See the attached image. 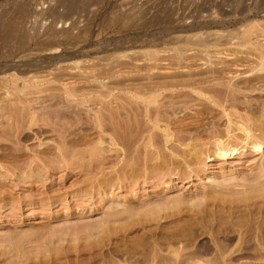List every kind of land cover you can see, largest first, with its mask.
I'll list each match as a JSON object with an SVG mask.
<instances>
[{
  "label": "rangeland",
  "instance_id": "rangeland-1",
  "mask_svg": "<svg viewBox=\"0 0 264 264\" xmlns=\"http://www.w3.org/2000/svg\"><path fill=\"white\" fill-rule=\"evenodd\" d=\"M262 45L264 0H0V116L8 122L0 120V264H264V185H257L264 184V144L254 151L234 139L227 144L240 141L239 153L219 157L208 134L244 133L247 121L264 142ZM234 75V84L254 92L232 96L215 88L217 79ZM32 78L52 88L205 78L211 84L197 88L202 96L184 89L181 98H167L169 92L159 97L158 104L173 99L181 112L177 119L165 112L168 119L159 118L155 133L142 112L139 123L128 118L131 100L95 98L91 107L100 108L105 123L99 129L92 123L94 111L56 90L40 103L56 98L54 110L63 121L49 119L44 109L37 116L41 121L29 128L27 97L10 101L6 88ZM140 81L136 86L148 84ZM223 109L235 115L228 118ZM114 122L123 124L122 132ZM6 126L10 133H3ZM148 126L155 134L151 145ZM179 129L201 137L164 140V133ZM210 155L211 161L205 159ZM253 186L256 191L246 194ZM240 195L257 198L236 203Z\"/></svg>",
  "mask_w": 264,
  "mask_h": 264
},
{
  "label": "bare ground",
  "instance_id": "bare-ground-1",
  "mask_svg": "<svg viewBox=\"0 0 264 264\" xmlns=\"http://www.w3.org/2000/svg\"><path fill=\"white\" fill-rule=\"evenodd\" d=\"M263 46V45H262ZM264 47V46H263ZM257 53V52H256ZM149 54V53H148ZM152 54V53H151ZM263 54V53H262ZM157 57V56H156ZM259 57V56H258ZM263 58H264V56H262V57H260L259 58V60H260V66H259V69H260V71L264 68L263 67V64L264 63H262L264 60H263ZM151 59V58H150ZM222 59V58H221ZM241 59V58H240ZM257 59V58H256ZM156 60V59H155ZM158 60V59H157ZM223 60V59H222ZM257 61V60H256ZM145 62V61H144ZM233 62V61H232ZM236 62V61H235ZM252 62V61H251ZM258 62V61H257ZM146 63V62H145ZM218 63V62H217ZM240 63V62H239ZM142 64V63H141ZM253 64V63H252ZM259 64V63H258ZM76 65V64H75ZM231 65V64H230ZM244 66V65H243ZM258 66V65H257ZM83 67V66H82ZM135 67V66H134ZM218 68V67H217ZM221 68V67H220ZM139 69H140V67H139ZM139 69L137 68V70L135 71V72H137L138 74L137 75H139V77H137V78H140V76L142 75V74H140V73H142V72H140L139 71ZM258 69V68H257ZM256 69V70H257ZM99 70V69H98ZM84 71H86V70H84ZM109 71V70H108ZM142 71V70H141ZM144 71V70H143ZM155 71V70H154ZM204 71V70H203ZM236 71V70H235ZM244 71H246V70H244ZM64 72V71H63ZM88 72V71H87ZM98 72V71H97ZM128 72V71H127ZM140 72V73H139ZM149 72V71H148ZM173 72V71H172ZM181 72V71H180ZM179 72V73H180ZM238 72V71H237ZM240 72V71H239ZM109 73V72H108ZM114 73V72H113ZM130 73H131V70H130ZM151 73H154V72H152L151 71ZM177 73V72H176ZM187 73V72H186ZM231 73H232V71H231ZM254 73V72H253ZM263 73V72H262ZM72 74V73H71ZM98 74V73H97ZM110 74V73H109ZM128 74V73H127ZM136 74V73H135ZM144 74H146V76H147V73L145 72ZM143 74V75H144ZM161 74V73H160ZM171 74V73H170ZM174 74V73H173ZM172 74V75H173ZM188 74V73H187ZM104 75V74H103ZM111 75H113V74H111ZM111 75H110V77H111ZM148 75H151V74H148ZM216 75V74H215ZM214 75V76H215ZM86 76V75H85ZM126 76V75H125ZM136 76V75H135ZM145 76V75H144ZM143 76V77H144ZM146 76H145V78H146ZM152 76V75H151ZM157 76V75H156ZM159 76V75H158ZM165 76H167V75H165ZM164 76V77H165ZM170 76V75H169ZM184 76H185V74H184ZM193 76V75H192ZM205 76V75H204ZM208 76H210V75H208ZM213 76V77H214ZM246 76H248V74L246 75ZM81 77V76H80ZM109 77V76H108ZM114 77V75L112 76V78ZM119 77V76H118ZM143 77H142V79H143ZM175 77H176V75H175ZM228 77V76H227ZM236 76L234 75V77L232 76H230L228 79L227 78H225V79H223V80H214L213 79V81H215V85H216V87H215V85H213L212 84V87H215V88H217V89H220V90H222V89H225V90H227L228 92H231L232 93V96H233V94L234 95H236V94H238V95H240V94H244V92L246 93V92H248V91H253L254 92V90L253 89H249L247 86L246 87H241V86H238L236 83L234 84L233 82L235 81V78ZM257 77V76H256ZM10 78H12V77H10ZM88 78V77H87ZM96 78H98V77H96ZM99 78H100V76H99ZM103 78V77H102ZM107 78V77H106ZM135 78V77H134ZM195 78V77H194ZM260 78V77H259ZM32 79H34V81H31V79H30V81H24V84H23V86H19V85H15L16 83H14L11 87H7L6 88V99H9L10 101H12L14 98H16V97H20L21 98V96H22V98H24V97H27L26 99H28V102H29V104H28V108H24V109H27L26 110V112H27V115L28 114H30L29 116H30V119H29V128H32L31 126L32 125H37L40 121H39V119H38V115H39V111H44V109L45 110H47V112L46 111H44L45 113V115H46V113L48 114V117H50L49 119H54V120H56L57 122L58 121H60V119H61V115L59 114L60 112H58L59 111V109H58V111H56V110H54L55 108V105H56V101H54V100H56V98L54 99V100H52L53 102H51V103H47V100L46 99H48V97L51 95L49 92L50 91H60L61 93H63V95L65 96V98L67 99V100H71L72 102H75V104H77V106H79L81 109L83 108L84 110L86 109V111L87 112H93L94 113V118H93V122L92 123H94V125L96 126V127H98L99 129L101 128H104V126H105V123L103 124V117L101 116V111L100 110H98V109H100V108H98V109H96L95 110V108H96V106L94 107V105H92V107L94 108H92L91 107V102H93V103H96L95 102V98H97V99H99L100 100V102H101V100H106V99H108L109 97L110 98H113L114 96L115 97H117V99H118V101H122V99L121 98H123V100L124 99H127L128 101H132L131 103L132 104H130L128 101H124V102H127L128 103V107L127 106H125L126 108H129V109H127L125 112L127 113L128 112V115L127 116H129L128 118L129 119H131L132 121H133V119L134 118H130L131 116L132 117H135V120H137V118H136V116H138V115H141L142 113H143V115H144V118L146 119V122H144V123H147L146 125H148V124H151L150 126H152V129H154L153 131H155V128H157V125H158V122L160 121L159 120V118L161 117V119H162V117H164V115H166V114H168V113H170L169 115L171 116H173V117H175L176 119H177V115L181 112H178V110H179V108H178V106L177 105H174V104H176V103H174V104H172V102H173V97L174 96H178V97H180V96H183L184 97V95L186 94H183V92H179V91H182V90H184V89H192V90H194L195 92L194 93H197L199 96H202L203 94H202V92H200V90H202V88H201V85L203 86L204 85V83H210V79L208 78V79H204V81H200L199 83H197V81H196V83H195V81L193 82H188L187 81V79H186V81L185 82H183V81H181V82H179V81H175V82H173V81H171V82H167V84L166 83H157V84H152L153 82H149L148 83V81H146L145 80V82L146 83H148V84H145L146 85V87H144V85L142 86L140 83H145L144 81H140V80H138V81H140L138 84H140L139 86H141L140 88H139V86L137 87L136 86V83L138 82H136L135 83V85H134V83L132 84V85H130V83H129V85L131 86H129V85H127V84H119V82H121V81H119L118 83H116V84H119V85H114L113 87L111 86V87H109V86H106L105 84H99V83H97V81L98 80H96V83L97 84H99V85H97L98 87H95V88H89L88 86H78V84H81V83H78L77 84V86H73V82L70 84V86L68 85V84H66V85H64V86H60L59 88H58V85H57V88H55L54 87V85H53V87L54 88H52V87H47L46 86V84L44 85V84H42V83H40V79H37V78H32ZM79 79V78H78ZM81 79H83V77L81 78ZM86 79V78H85ZM110 79V78H109ZM120 79V78H119ZM118 79V80H119ZM122 79V78H121ZM124 79V78H123ZM127 79V78H126ZM133 79V78H132ZM141 79V80H142ZM146 79H150L149 77L148 78H146ZM174 79V78H173ZM192 79V78H191ZM203 79V78H202ZM250 79V78H249ZM255 79V78H254ZM257 79V78H256ZM84 80V79H83ZM104 80V79H103ZM103 80L102 81H100V82H103ZM128 80V79H127ZM136 80V79H135ZM154 80V79H153ZM163 80V79H162ZM165 80V79H164ZM192 80H194V79H192ZM200 80V79H199ZM212 80V79H211ZM234 80V81H233ZM252 80V79H251ZM11 81V80H10ZM13 81V80H12ZM43 81V80H42ZM86 81V80H85ZM105 81V80H104ZM126 81V80H125ZM167 81V80H166ZM206 81V82H205ZM241 81V80H240ZM92 82V81H91ZM99 82V81H98ZM123 82H124V80H123ZM239 82V81H238ZM262 82V81H261ZM44 83V82H43ZM51 83V82H50ZM50 83H49V85H50ZM125 83V82H124ZM126 83H127V81H126ZM150 83H151V85H150ZM207 83L205 84V85H207ZM259 83V82H258ZM263 83V82H262ZM41 84V85H40ZM211 84V83H210ZM245 84V83H244ZM243 84V85H244ZM247 84V83H246ZM63 85V84H62ZM108 85H109V83H108ZM113 85V84H112ZM134 85V86H133ZM148 85V86H147ZM264 85V84H263ZM10 86V85H9ZM207 87H209V86H207ZM260 87V86H259ZM197 88H200V90H197ZM253 88V87H252ZM255 88V87H254ZM1 89V88H0ZM4 89V88H3ZM5 90V89H4ZM206 90H208V89H206ZM210 90H211V88H210ZM215 90V89H214ZM55 91V92H56ZM175 91H177V93H175ZM215 91H217V90H215ZM262 91V90H261ZM47 92H48V94H50L49 96L48 95H46L47 94ZM166 92H169V93H166ZM170 92H172V93H170ZM210 92V91H209ZM208 92V93H209ZM220 92V91H219ZM252 92V93H253ZM5 93V92H4ZM46 93V94H45ZM165 93H166V97L168 98V97H170V95L169 94H172L171 95V97L170 98H173L172 99V102L171 103H167L166 102V104H168L167 106H162V105H165V101H164V104H162L163 103V101H162V99L160 100V101H162V105H160V104H158L160 101L158 100V98L159 97H161V98H163V99H165L164 98V96H165ZM188 93V92H187ZM190 93V92H189ZM214 93V92H213ZM248 93H250V92H248ZM53 94V93H52ZM216 94V93H215ZM218 94V93H217ZM16 96V97H14L13 99H12V97L13 96ZM53 95H58V94H53ZM63 95L61 96V95H59L60 97H62V99H63ZM167 95H169V96H167ZM174 95V96H173ZM224 95V94H223ZM237 95V96H238ZM255 95V94H254ZM48 96V97H47ZM190 96V95H189ZM192 96V95H191ZM211 96V95H210ZM209 96V97H210ZM218 96V95H217ZM3 97H5L4 95H3ZM40 97H47L46 99H44L43 101H42V103H40L41 101V98ZM50 97H53L52 95L50 96ZM57 97V96H56ZM175 97V98H176ZM212 97H214V96H212ZM236 97V96H235ZM239 97V96H238ZM20 98H18L19 99V101H20ZM42 98V99H43ZM170 98H169V101H170ZM181 98V97H180ZM211 98V97H210ZM221 98V97H220ZM58 99V98H57ZM62 99H61V101H62ZM116 99V100H117ZM120 99V100H119ZM177 99V98H176ZM2 100V99H1ZM3 100H4V98H3ZM17 102H18V100L17 99H15ZM110 100V99H109ZM112 100V99H111ZM114 100L115 99H113V102H114ZM167 100V99H166ZM193 100V99H192ZM203 100V99H202ZM228 100V99H227ZM235 100V99H234ZM5 101V100H4ZM21 101H24V100H22L21 99ZM27 101V100H26ZM49 101V100H48ZM60 100L58 99V102H59ZM120 101V102H121ZM182 101V100H181ZM185 101V100H184ZM213 101V100H212ZM220 101H222V100H220ZM3 102V101H2ZM9 102V101H8ZM7 102V103H8ZM70 102V101H69ZM97 102H98V100H97ZM110 102H112V101H110ZM112 102V105L115 103H113ZM174 102H175V100H174ZM229 102V101H228ZM230 102H231V100H230ZM241 102V101H240ZM6 103V102H5ZM19 103V102H18ZM21 103V102H20ZM109 103V102H108ZM107 103V104H108ZM119 103V102H118ZM123 103V102H122ZM180 103V102H179ZM192 103V102H191ZM4 104V103H3ZM2 104V105H3ZM15 104V101H14V103H13V106H15L14 105ZM21 104H23V103H21ZM25 104H27V103H25ZM53 104H55V105H53ZM105 104V103H104ZM110 104V103H109ZM117 104V103H116ZM187 104V103H186ZM188 104H190V103H188ZM187 104V105H188ZM212 104V103H211ZM233 104V103H232ZM1 105V106H2ZM12 104L10 103V106H11ZM38 105H39V107H38ZM60 105V104H59ZM97 105V104H96ZM118 105V104H117ZM159 105V106H158ZM179 105V104H178ZM210 105V104H209ZM218 105V104H217ZM7 106V105H6ZM9 106V105H8ZM7 106V107H8ZM70 106V105H69ZM72 106V105H71ZM76 106V105H75ZM99 106V105H98ZM101 106V105H100ZM109 106V105H108ZM114 106H115V104H114ZM123 105H121V107H122ZM177 106V107H176ZM183 106V105H182ZM219 106V105H218ZM249 106V105H248ZM5 107V106H4ZM17 107V106H16ZM57 107V106H56ZM74 107V106H73ZM77 108L76 110H77V112L76 113H79L80 111H81V109L80 108ZM117 107V106H116ZM119 107V106H118ZM121 107H119V108H121ZM185 107H186V105H185ZM193 107V106H192ZM220 107V106H219ZM226 107V106H225ZM6 108V107H5ZM11 108V107H10ZM9 108V109H10ZM18 108H19V106H18ZM107 108V107H106ZM110 108V107H109ZM108 108V109H109ZM123 108H124V106H123ZM126 108H124V109H126ZM204 108V107H203ZM233 108V107H232ZM7 109V108H6ZM21 109V108H20ZM62 109H64V108H62ZM82 109V110H83ZM112 109H114V107L112 108ZM111 109V110H112ZM118 109V108H117ZM122 109V108H121ZM120 109V110H121ZM124 109L122 110V111H124ZM185 109V108H184ZM187 109V108H186ZM14 110H16V109H14ZM14 110H12V112L14 111ZM68 110H70V109H68ZM98 110V111H97ZM103 110V109H102ZM110 110V109H109ZM2 111V110H1ZM17 111V110H16ZM18 111H20V110H18ZM74 111H75V108H74ZM114 111V110H113ZM231 111V110H230ZM245 111V110H244ZM248 111V110H247ZM10 112V111H9ZM11 112V113H12ZM23 112H25V110L23 111ZM68 112V111H67ZM67 112H66V114H67ZM103 112V111H102ZM124 112V113H125ZM142 112V113H141ZM165 112H166V114H165ZM214 112V111H213ZM6 113V112H5ZM17 112H15V114H16ZM41 113V112H40ZM70 113L73 115V112H69V115H70ZM75 113V112H74ZM82 113V112H81ZM104 113V112H103ZM115 113H116V111H115ZM118 113V112H117ZM121 113V112H120ZM119 113V114H120ZM141 113V114H140ZM210 113V112H209ZM222 113H224L225 115L224 116H227L228 118H230V117H232V114L230 113V112H228V110H225V109H223L222 110ZM235 113V112H234ZM3 114V113H2ZM10 114V113H9ZM9 114H7V115H9ZM65 114V113H64ZM83 114V113H82ZM189 114V113H188ZM240 114V113H239ZM13 115V114H12ZM11 114H10V116H12ZM76 115V114H75ZM74 115V116H75ZM79 115V114H78ZM116 115V114H115ZM114 115V116H115ZM118 115V114H117ZM142 115V116H143ZM181 115V114H180ZM186 115V114H185ZM222 115V114H221ZM235 114H233V116H234ZM25 116H26V113H25ZM28 116V117H29ZM40 116V115H39ZM77 116V115H76ZM83 116V115H82ZM119 116V115H118ZM123 116H125V115H123ZM127 116H125V117H123V118H126ZM170 116H169V118H170ZM171 116V117H172ZM9 117V116H8ZM13 117V116H12ZM11 117V119L13 120V118H15V117H13L12 118ZM18 117V116H17ZM66 117V116H65ZM77 117H79V116H77ZM117 117V116H116ZM166 117H167V115H166ZM181 117V116H180ZM6 118V117H5ZM23 118V117H22ZM70 118H72L71 117V115H70ZM69 118V119H70ZM119 118H121V116L119 117ZM175 118H173V119H175ZM235 118H236V116H235ZM243 118H245V117H243ZM242 117H241V119H243ZM253 118V117H252ZM251 118V119H252ZM10 119V118H9ZM26 119V118H25ZM44 119V118H43ZM65 119V118H64ZM116 119V118H115ZM165 119V118H164ZM163 119V120H164ZM167 119H168V117H167ZM167 119H165L166 121H168ZM180 119V118H179ZM219 119V118H218ZM246 119H247V117H246ZM249 119V118H248ZM247 119V120H248ZM257 119V118H256ZM0 120L2 121V120H4L5 121V119H4V116H0ZM18 119H16L15 121H17ZM20 120V119H19ZM18 120V122H20ZM47 120V119H46ZM54 120H52V121H54ZM66 120V119H65ZM81 121L82 119L81 118H78L77 119V121ZM121 120H123V119H121ZM120 120V121H121ZM125 120V119H124ZM127 120V119H126ZM125 120V123L127 122ZM131 120H128V121H131ZM134 120V121H135ZM191 120V119H190ZM255 120V119H254ZM7 121H8V118H7ZM55 121V122H56ZM61 121H63V120H61ZM61 121L59 122V123H61ZM76 121V122H77ZM108 121V120H107ZM119 121V120H118ZM130 122L131 124H130V126L132 125V124H134L133 122ZM231 121V120H230ZM248 121H250V120H248ZM6 122V121H5ZM5 122L3 123V124H5ZM26 122V121H25ZM24 122V123H25ZM56 122V123H57ZM65 122V121H64ZM83 122V121H82ZM85 122V121H84ZM122 122V121H121ZM136 122H138L139 123V121L137 120ZM135 122V123H136ZM161 122V121H160ZM168 122H170V119H169V121ZM251 122V121H250ZM259 122V121H258ZM8 122H6V124H7ZM15 123V122H14ZM23 123V122H22ZM23 123V124H24ZM27 123V122H26ZM52 123V122H51ZM80 123V122H79ZM115 123V122H114ZM114 123H112V124H114ZM118 123V122H117ZM124 123V124H125ZM127 123H129V122H127ZM125 124V126L127 127V126H129V124ZM137 123V124H138ZM232 123V122H231ZM256 123H257V121H256ZM9 124H11L12 125V127L14 126V128H18V129H20L21 127H22V125H21V123H18L17 124V126H16V124H12V123H10L9 122ZM70 124V123H69ZM78 124V123H77ZM116 124V123H115ZM166 124V123H165ZM168 124V123H167ZM230 124V123H229ZM244 124V121H243V123H242V125ZM248 122L246 121V123L244 124V126L245 127H243V126H241L242 127V131H244V133H236V134H234V133H221L222 135H218V136H216L218 133H208V134H210V136L209 137H211V134H213L212 136H214V137H212V139H214L213 141H214V145H215V147H216V149H217V151H216V153L218 154V156L219 157H225V156H232V155H237L238 153H239V150L240 149H238V145L239 146H241L239 143H241L240 141H238V145L236 144V143H234V145H232V146H230L229 144H231V143H229L230 141H234V139H241V140H243L244 142H245V145L243 146V148H249V146H251L250 148L251 149H253L254 151H259V150H261L262 149V145L264 144V142L263 141H261V140H258L257 138L258 137H256V136H258V135H253V133H251V130H249L250 129V127H249V129H248ZM255 124V123H254ZM2 125V124H1ZM11 125H10V127H11ZM52 125H54V124H52ZM58 126H59V124H57ZM75 125V124H74ZM104 125V126H103ZM117 125V124H116ZM116 125H114L115 126V128H117L116 127ZM119 125V126H118ZM117 126L118 127H120V125H121V128H120V130H119V128H117V130H119V131H121V130H123V127H122V123H120V124H118ZM139 125L140 124H138V127H139ZM173 125V124H172ZM203 125H205V124H203ZM209 125V124H208ZM41 126V125H40ZM39 126V127H40ZM47 126V125H46ZM60 126H62V125H60ZM90 126V125H89ZM94 126V127H95ZM125 126H124V130L126 129L125 128ZM134 126H136L137 127V125L135 124ZM134 126H132V127H134ZM180 126V125H179ZM210 126V125H209ZM216 126H217V124H216ZM251 126V125H250ZM257 126V125H256ZM7 127L8 126H6V128L4 127V130L5 129H7ZM25 127V126H24ZM34 127V126H33ZM88 127V126H87ZM168 127V126H167ZM186 127V126H185ZM198 127V126H197ZM258 128H259V126H257ZM2 128V130H3V127H1ZM9 128V127H8ZM61 128H63V127H61ZM130 128V130H126V131H130L131 133L133 132V131H131V127H129ZM148 128V129H147ZM146 128V133H147V131H148V133H149V142H148V145H151V143H152V141H153V135H155V134H153L152 135V130H149V126ZM186 128H188V127H186ZM195 128V127H194ZM205 128V127H204ZM11 129V128H10ZM17 129V130H18ZM22 129V128H21ZM57 129V128H56ZM59 129V128H58ZM69 129V128H68ZM67 129V130H68ZM113 129V128H112ZM142 129V128H141ZM162 129V128H161ZM164 129V128H163ZM182 129V128H181ZM181 129H179L180 131L178 132V133H164V140L166 141V142H169V141H171L172 140V138L173 139H177V140H180V141H183L184 142V140H187V139H191V137H193V135L195 136V135H199V137H201L200 135H201V133H184V131L183 130H181ZM192 129V128H191ZM217 129V128H216ZM219 129V128H218ZM7 130H9V129H7ZM11 130H13V129H11ZM10 130V131H11ZM36 130H38V129H36ZM40 130H42V128H40ZM39 130V131H40ZM55 130V127H54V129L52 130V132ZM72 130V129H71ZM116 130V129H115ZM133 130L135 131V127L133 128ZM138 129L136 128V131H137ZM175 130V129H174ZM173 130V131H174ZM188 130V129H187ZM238 130V129H237ZM61 131V130H60ZM101 131V130H100ZM113 131H114V129H113ZM134 132V133H139V130L137 131V132ZM258 131V130H257ZM7 131L5 130V131H3V133H6ZM34 132H36V131H34ZM45 132V131H44ZM51 132V131H50ZM55 132V131H54ZM66 132H68V131H66ZM116 133H118L117 131H115ZM114 132V133H115ZM122 132V131H121ZM121 132H119V133H121ZM129 132V133H130ZM142 132V131H141ZM144 132H145V129H144ZM183 132V133H182ZM200 132V131H199ZM7 133H10L9 131L7 132ZM38 133V132H37ZM40 133H43V132H40ZM45 133H47V132H45ZM49 133V132H48ZM133 133V134H134ZM155 133H156V131H155ZM258 133V132H257ZM133 134H131V136L133 135ZM161 134V133H160ZM216 134V135H215ZM224 134V135H223ZM263 134V133H262ZM44 135V134H43ZM112 135V134H111ZM123 135V134H122ZM144 135V134H143ZM202 135H203V133H202ZM206 136H208L207 135V133L205 134ZM40 136H42L41 134H40ZM134 136V135H133ZM136 136V135H135ZM162 136V135H161ZM219 136H225L224 137V139L226 138V140H223V138L222 137H219ZM263 136V135H262ZM261 136V137H262ZM117 137V136H116ZM157 137V136H156ZM190 137V138H189ZM198 137V136H197ZM215 137H217V138H215ZM48 138V137H47ZM130 138V137H129ZM135 139V138H134ZM155 139V138H154ZM158 139H159V137H158ZM202 139H203V137H202ZM233 139V140H232ZM255 139H257V140H255ZM261 139V138H260ZM136 140V139H135ZM120 141V140H119ZM126 141V140H125ZM139 141V140H138ZM173 141H175V140H173ZM236 141V140H235ZM236 141V142H237ZM242 141V142H243ZM65 142V141H64ZM119 143V142H118ZM133 143V142H132ZM147 143V142H146ZM182 143V142H181ZM227 143H229V144H227ZM159 144V143H158ZM212 144V145H213ZM60 145H61V143H60ZM66 145V144H65ZM124 145V144H123ZM173 145V144H172ZM113 146V145H112ZM163 146V145H162ZM63 147V146H62ZM71 147V146H70ZM121 147V146H120ZM144 147V146H143ZM172 147V146H171ZM170 147V148H171ZM64 148H65V146H64ZM124 148V147H123ZM159 148V147H158ZM173 148V147H172ZM242 148V147H241ZM63 149V148H62ZM126 149V148H125ZM148 149V148H147ZM264 149V148H263ZM138 150V149H137ZM136 150V151H137ZM149 150V149H148ZM172 150V149H171ZM181 150V149H180ZM129 151V150H128ZM204 151V150H203ZM164 152V151H163ZM175 152V151H174ZM196 153V152H195ZM149 155L150 154H154V153H152V151L151 152H149L148 153ZM212 154V153H211ZM128 155V154H127ZM147 155V154H146ZM199 155V154H198ZM152 156V155H151ZM169 156V155H168ZM183 156V155H182ZM188 156V155H187ZM128 157V156H127ZM197 157V156H196ZM156 158V157H155ZM160 158V157H159ZM212 156L210 155V156H207V158H205V159H208V161H211L212 160ZM172 159V158H171ZM164 160V159H163ZM177 160V159H176ZM193 160H195V159H193ZM160 161V160H159ZM203 161V160H202ZM126 162V161H125ZM173 162H174V160H173ZM176 163V162H175ZM174 163V164H175ZM192 163H193V161H192ZM199 163V162H198ZM191 164V163H190ZM142 165V164H141ZM157 165V164H156ZM205 165V164H204ZM161 166V165H160ZM169 166V165H168ZM126 167V166H125ZM124 169V168H123ZM160 169H162V168H160ZM178 169V168H177ZM176 170V169H175ZM182 170V169H181ZM158 171V170H157ZM167 171V170H166ZM165 171V172H166ZM172 171H174V170H172ZM127 172V171H126ZM135 172V171H134ZM163 172V171H162ZM133 173V172H132ZM197 173V172H196ZM123 174V173H122ZM122 174H121V176H122ZM161 174V173H160ZM260 174V173H259ZM264 176V175H263ZM158 177H159V175H158ZM156 178V177H155ZM263 178V177H262ZM152 179V178H151ZM159 179V178H158ZM259 179V178H258ZM249 180V179H248ZM154 181V180H153ZM256 182V181H255ZM260 181H258V183H257V185H260V186H263L264 184H263V182L261 183H259ZM168 183V184H167ZM254 183V182H253ZM164 184H166V185H169V181L168 182H165ZM223 185V184H222ZM224 186V185H223ZM227 186H229V185H227ZM244 186V185H243ZM250 186V185H249ZM252 186V185H251ZM226 187V186H225ZM254 187V186H253ZM229 188V187H228ZM245 188H247L246 186H245ZM248 188H251V187H248ZM261 188V187H260ZM256 188L254 187V188H251V189H246L245 190V192H246V194L248 193V192H251V194L253 193V190H254V192L256 191L255 190ZM263 189V188H262ZM252 190V191H251ZM225 191V190H224ZM223 191V192H224ZM227 191V190H226ZM229 191V190H228ZM233 191V190H232ZM263 191V190H262ZM257 192H259L258 190H257ZM261 193V192H260ZM241 194V193H240ZM249 194V193H248ZM257 194V193H256ZM217 195V194H216ZM220 195V194H219ZM222 195H223V193H222ZM234 195V194H233ZM237 195V194H236ZM262 195H264V194H262L261 193V197H262ZM239 196V195H238ZM241 196V195H240ZM259 197H260V194L258 195ZM206 197V196H205ZM207 197H208V195H207ZM214 197V196H213ZM212 197V198H213ZM224 197V196H223ZM234 197V196H233ZM256 196H254V197H246V195H242L241 197H238L239 199H237L236 200V203H238L237 201H239V202H245V201H247V200H250L251 198H255ZM258 197V198H259ZM260 197V198H261ZM208 198H211V195H210V197H208ZM207 198V199H208ZM236 198V197H235ZM248 198H250V199H248ZM257 198V197H256ZM226 199V198H225ZM229 199V198H228ZM208 200H210V199H208ZM253 200V199H252ZM256 200V199H255ZM215 201V200H214ZM222 202V201H221ZM227 202V201H226ZM233 203H235L234 201H233ZM244 206V205H243ZM253 206V205H252ZM252 206H251V208H252ZM256 206V205H255ZM230 207V206H229ZM232 207V206H231ZM236 207V206H235ZM254 207V206H253ZM259 207V206H258ZM248 208V207H247ZM235 209V208H234ZM240 209V208H239ZM253 210V209H252ZM239 211V210H238ZM257 211V210H256ZM232 212H234V211H232ZM235 213V212H234ZM251 215V214H250ZM255 215V214H254ZM251 216H253V215H251Z\"/></svg>",
  "mask_w": 264,
  "mask_h": 264
}]
</instances>
